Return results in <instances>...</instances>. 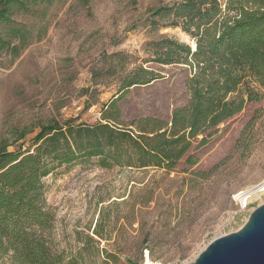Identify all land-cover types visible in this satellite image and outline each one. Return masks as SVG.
<instances>
[{"label": "rangeland", "instance_id": "374dc122", "mask_svg": "<svg viewBox=\"0 0 264 264\" xmlns=\"http://www.w3.org/2000/svg\"><path fill=\"white\" fill-rule=\"evenodd\" d=\"M172 1L37 3L13 16L28 31L23 46L10 26H0L12 40L0 52V142L15 143L14 150L26 141L27 149L52 119L97 125L114 100L121 126L144 117L170 121L189 102L194 68L149 62V44L166 36L196 47L181 27L162 26L166 19L156 29L149 24V10ZM142 66L162 77L119 93L122 77ZM23 132L26 139L16 142ZM209 133L172 172L114 162L103 167L99 157L59 165L43 179L53 250L72 264H146L147 255L161 264H188L214 239L241 229L264 203V191L246 209L235 198L264 183V97ZM190 155L195 165L187 162ZM0 264L13 263L0 255Z\"/></svg>", "mask_w": 264, "mask_h": 264}, {"label": "trees", "instance_id": "16d2710c", "mask_svg": "<svg viewBox=\"0 0 264 264\" xmlns=\"http://www.w3.org/2000/svg\"><path fill=\"white\" fill-rule=\"evenodd\" d=\"M54 1L0 0V26H10V35L23 46L28 31L13 16L29 12L37 3ZM164 19L162 26L181 27L196 41L195 50L166 36L149 44V62L194 68L187 82L189 102L177 107L170 121L144 117L130 124L134 127L121 126L114 100L97 125L52 119L41 126L27 149L26 141L14 150L9 147L15 143L0 142V255L8 256L13 264L73 263L65 262L47 237L53 215L43 179L59 165L99 157L103 167L114 162L172 172L194 143L205 144L212 129L264 97V0H227L225 4L173 0L149 10L153 28ZM11 46L12 40L1 30L0 52ZM160 77L156 70L138 67L122 77L119 93ZM27 134L21 133L16 142L25 140ZM187 162L195 165L197 159L190 155Z\"/></svg>", "mask_w": 264, "mask_h": 264}, {"label": "water", "instance_id": "95a60500", "mask_svg": "<svg viewBox=\"0 0 264 264\" xmlns=\"http://www.w3.org/2000/svg\"><path fill=\"white\" fill-rule=\"evenodd\" d=\"M188 264H264V203L241 229L214 239Z\"/></svg>", "mask_w": 264, "mask_h": 264}, {"label": "bare ground", "instance_id": "6f19581e", "mask_svg": "<svg viewBox=\"0 0 264 264\" xmlns=\"http://www.w3.org/2000/svg\"><path fill=\"white\" fill-rule=\"evenodd\" d=\"M263 191H264V183L262 185H260L259 187H257L256 189L251 188V190L246 191L244 193L246 202L249 201L250 198H248V197L250 196L251 193L254 194V193H260V192H263ZM147 263L148 264H157L156 262L151 261V259L149 258V255H147Z\"/></svg>", "mask_w": 264, "mask_h": 264}, {"label": "built area", "instance_id": "2783aa9c", "mask_svg": "<svg viewBox=\"0 0 264 264\" xmlns=\"http://www.w3.org/2000/svg\"><path fill=\"white\" fill-rule=\"evenodd\" d=\"M245 192L243 191V192H240V193H238L237 195H236V200H237V202L239 203V205H240V207L242 208V209H246L247 207H248V202H246V199H245V194H244ZM252 193L250 194V196L248 197V198H251L252 197ZM157 264H161V263H158V262H156ZM146 264H148V263H146Z\"/></svg>", "mask_w": 264, "mask_h": 264}]
</instances>
